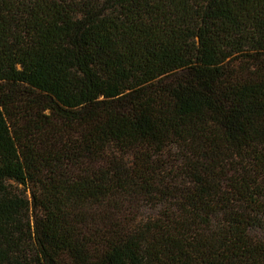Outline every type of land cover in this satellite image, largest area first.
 <instances>
[{"label": "trees", "instance_id": "1", "mask_svg": "<svg viewBox=\"0 0 264 264\" xmlns=\"http://www.w3.org/2000/svg\"><path fill=\"white\" fill-rule=\"evenodd\" d=\"M0 264H264V0H0Z\"/></svg>", "mask_w": 264, "mask_h": 264}, {"label": "rangeland", "instance_id": "2", "mask_svg": "<svg viewBox=\"0 0 264 264\" xmlns=\"http://www.w3.org/2000/svg\"><path fill=\"white\" fill-rule=\"evenodd\" d=\"M18 189H21L22 190L23 188L20 186ZM21 192H23V191H21ZM26 194H28V192ZM141 205H145V204H141ZM141 214H144L145 215V214H148V213L147 212H143Z\"/></svg>", "mask_w": 264, "mask_h": 264}]
</instances>
